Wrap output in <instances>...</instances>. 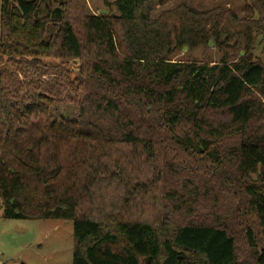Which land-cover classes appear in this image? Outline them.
Here are the masks:
<instances>
[{"label":"trees","instance_id":"trees-1","mask_svg":"<svg viewBox=\"0 0 264 264\" xmlns=\"http://www.w3.org/2000/svg\"><path fill=\"white\" fill-rule=\"evenodd\" d=\"M172 1L2 0L0 215L73 221V264H264V0Z\"/></svg>","mask_w":264,"mask_h":264},{"label":"rangeland","instance_id":"rangeland-1","mask_svg":"<svg viewBox=\"0 0 264 264\" xmlns=\"http://www.w3.org/2000/svg\"><path fill=\"white\" fill-rule=\"evenodd\" d=\"M116 0H85L88 13L100 16L118 15L115 5ZM192 3L198 8H210L214 5H223L231 8L239 15H243L245 0H174L167 6L160 8L169 9L179 3ZM2 0H0L1 12ZM1 20V13H0ZM258 47L257 56L264 60V52ZM221 53L213 46L199 47L196 49L185 48L175 54L174 61H197L206 63L218 62ZM4 80L14 86L24 79V74L17 66L2 63ZM69 71L72 70L70 67ZM71 78L75 71H71ZM66 78L59 69L50 67L42 76H36V81L42 80V92L52 95L58 102L64 99L62 92L63 82ZM59 104L58 113L69 116L72 112L70 103ZM74 251V223L70 220L56 219H8L0 217V263L2 264H73Z\"/></svg>","mask_w":264,"mask_h":264},{"label":"built area","instance_id":"built-area-1","mask_svg":"<svg viewBox=\"0 0 264 264\" xmlns=\"http://www.w3.org/2000/svg\"><path fill=\"white\" fill-rule=\"evenodd\" d=\"M0 217H1V215H0ZM0 264H2V263H0Z\"/></svg>","mask_w":264,"mask_h":264}]
</instances>
